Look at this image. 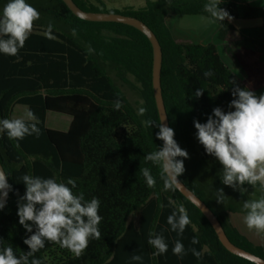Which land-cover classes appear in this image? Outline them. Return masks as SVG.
I'll use <instances>...</instances> for the list:
<instances>
[{
  "label": "trees",
  "instance_id": "1",
  "mask_svg": "<svg viewBox=\"0 0 264 264\" xmlns=\"http://www.w3.org/2000/svg\"><path fill=\"white\" fill-rule=\"evenodd\" d=\"M26 2L38 10L40 18L17 56L0 53V119H14L15 107L26 106L38 118L41 135L16 141L0 132V160L12 186L10 199L0 211V252L11 246L19 258L30 250L24 239L36 231L35 226L27 232L17 215L18 201L26 191L20 177L29 174L65 183L74 179V192H83L86 200L99 199L103 219L100 239H90L80 256L46 242L34 257H28V264L34 258L40 264H255L230 253L203 213L177 189H165L161 168L145 160L147 153L163 146L156 135L161 121L149 39L127 25L82 20L62 0ZM74 2L87 12L135 17L155 33L163 51L161 80L170 126L178 145L189 153L187 159L177 158L183 159L185 167L179 178L215 213L233 244L264 259V247L241 234L230 219L231 213L245 215L243 204L252 201L248 192L263 196L264 186L260 182L235 188L223 184V166L203 145L197 148L193 123H205L217 107L234 110L229 108L233 89L249 87L225 64L215 44L177 41L169 27L172 16H202L232 30L235 20H261L260 27L238 30L244 45L261 55L262 79L255 89L249 88L259 96L264 94V8L252 6L250 0H223L219 7L232 19L219 22L204 10L210 0H145L144 7L123 12L108 11L102 0ZM6 3L0 0V15ZM208 71L212 74L206 77ZM122 86L140 94V107ZM197 89L204 90L199 98ZM117 99L122 104L119 110L114 108ZM49 112L70 116L68 130L47 128ZM145 167L155 179L154 187L146 184L141 172ZM219 189H223L222 203L217 202ZM180 206L191 220L182 236L167 224L168 215ZM149 233L163 234L167 253L154 255L155 249L147 243ZM193 237L198 244H191ZM177 239L185 249L195 247L201 258L191 252L183 259L174 255ZM134 253L142 255V261L132 260Z\"/></svg>",
  "mask_w": 264,
  "mask_h": 264
},
{
  "label": "clouds",
  "instance_id": "2",
  "mask_svg": "<svg viewBox=\"0 0 264 264\" xmlns=\"http://www.w3.org/2000/svg\"><path fill=\"white\" fill-rule=\"evenodd\" d=\"M221 3L223 0H210L204 5V10L219 22L231 20L228 11L219 7ZM39 18L38 10L26 0H8L0 15V53L17 56L32 33L34 22ZM211 74L210 71L204 73L206 77ZM203 91L197 89L195 97L199 98ZM232 96L234 98L229 102V108L234 110L224 112L217 107L212 110L205 123L193 121L197 130L196 137L206 153L214 156L223 166V184L235 188L237 184L244 185L245 182L251 185L260 182L264 186V94L257 96L249 88L237 85ZM121 107V101L117 99L114 108L119 110ZM144 112L145 109L141 108L140 113ZM26 116L27 120L0 119V132L16 141L32 135L39 138L41 129L37 126L38 118L31 110ZM146 123L149 126L153 124L152 121ZM157 126L159 132L156 135L164 142L163 146L147 153L145 160L161 168L165 189L175 190L180 185L177 178L185 171L183 159L177 158L187 159L189 153L174 139V129L163 123ZM141 172L148 187H154L155 179L150 169L145 167ZM20 179L25 184L26 191L18 201L19 223L27 232H33V226L36 231L24 239L30 249L28 253L17 258L12 247H6L0 252V264H28V257H34L35 253L45 247L46 242L59 244L80 256L88 247L90 239H100L99 225L103 219L99 215L100 201L96 197L86 200L83 192H74L77 187L74 179L69 178L65 183L58 182L55 178L29 174L22 175ZM10 191L12 186L7 183V175L0 171V209L4 208ZM218 193L217 202L222 203L223 189H219ZM243 208L246 210V227L257 233H264V198L245 201ZM190 223L183 206L167 217L170 230L178 236H182ZM147 243L155 249L154 255H162L168 251V243L162 233H149ZM198 243V238L193 237L191 244ZM188 252L197 259L201 258L202 253L195 247L185 249L181 240L174 242L172 253L178 258L183 259ZM131 259L142 261V255L134 253ZM31 264H40V260L34 258Z\"/></svg>",
  "mask_w": 264,
  "mask_h": 264
},
{
  "label": "rangeland",
  "instance_id": "3",
  "mask_svg": "<svg viewBox=\"0 0 264 264\" xmlns=\"http://www.w3.org/2000/svg\"><path fill=\"white\" fill-rule=\"evenodd\" d=\"M92 2H95V0H90ZM105 5L106 9L108 11L117 10L120 12H123L126 9H139L141 7L145 6V0H102ZM185 18H193V17H185ZM187 21H184V23L179 24L177 28L179 29V32L183 35L190 36L192 39H196L195 35H199L203 38L207 37H213L214 35V28L210 24H214L217 28L219 25L212 22L210 19H207L203 17V21H193L195 19H186ZM106 35H110V33L106 32ZM217 38L218 44H220L219 49L222 57L224 60L233 67L235 72L237 73L241 83L243 84H249L250 86L253 83H257L259 80V68L260 65L258 64V68L256 67V62H258L259 58L257 55H255V52L253 49L248 48L247 45H243L244 49L251 50L252 57L251 59H244L241 58L239 54V48L236 47L238 42H241V37L229 29H225L224 33L219 32ZM202 38V41H204ZM186 40V39H185ZM198 41V40H197ZM199 43V42H197ZM242 48V50H244ZM253 50V51H252ZM250 64V65H249ZM122 89L124 90L126 96L132 101V103L136 107H140L142 105V99L140 97V94L132 90L131 88L127 86H122ZM28 112V108L23 105H18L15 107L13 112V118H21L27 120L26 113ZM71 119L68 115H63L55 112H49L47 117V126L50 129L58 130V131H67L69 128V120ZM196 139V145L197 148H201V144L199 143L197 137ZM249 198L253 200H259L261 198H264L263 196H258L255 192H248ZM134 220L138 221V216L134 218Z\"/></svg>",
  "mask_w": 264,
  "mask_h": 264
},
{
  "label": "water",
  "instance_id": "4",
  "mask_svg": "<svg viewBox=\"0 0 264 264\" xmlns=\"http://www.w3.org/2000/svg\"><path fill=\"white\" fill-rule=\"evenodd\" d=\"M70 11L78 18L89 21V22H101V23H117L123 24L130 27H133L143 33L151 42L154 53V62H153V88H154V96L158 108V113L160 117L161 123L170 126V121L167 113V109L165 106V101L163 97V89H162V66H163V51L161 44L155 35V33L151 30V28L146 25L143 21L123 14L118 13H102V12H87L81 9L74 0H62ZM164 143V142H163ZM0 171L6 173L5 168L3 166L2 161L0 160ZM178 181L180 185L176 187V189L192 204H194L207 218L212 227L214 228L220 242L222 245L233 255L253 262L255 264H264V259L261 257L248 252L244 249L237 247L235 244L231 242L229 237L227 236L221 222L215 213L209 208V206L202 201L193 191H191L183 181L178 177ZM7 183L10 184L9 178L7 176ZM10 199V192L5 201V205L8 203ZM2 209H0L1 211Z\"/></svg>",
  "mask_w": 264,
  "mask_h": 264
},
{
  "label": "crops",
  "instance_id": "5",
  "mask_svg": "<svg viewBox=\"0 0 264 264\" xmlns=\"http://www.w3.org/2000/svg\"><path fill=\"white\" fill-rule=\"evenodd\" d=\"M250 3L254 7L264 8V0H250ZM185 17H187V16H184V17L172 16L171 19H170L169 27H170V30H171L174 38L177 41H180V42H182V41H193L194 43L199 42L197 44H209V43H212V44H215L219 48L220 44H218V42H217V38L219 36L218 34H219L220 31L224 33L225 29H229V28L222 27V26H219L217 28L212 23L210 25H212V27L214 28V32H215L213 37L203 38V37H201L199 35H195L194 34L193 36H195L196 39H192L190 36H187L186 34L183 35L182 33H180L179 29L177 27L180 26L179 24H182V23H184V21H187L186 19H195L193 21H200V20L203 21V17L202 16H195L193 18H185ZM232 24H233V26H234L236 31L232 30V29H229V30L238 34V30L260 27L262 25V21L259 20V19H256V20H235V21L232 22ZM202 38H203L204 41H202ZM236 45H237L236 47L239 48L238 50H239V54H240L241 58H244L246 60L251 59V57H252L251 50L248 51L249 49L248 50L244 49V47H243L244 42H243L242 38H241V42H238ZM242 48L244 50H242ZM219 51H220V49H219ZM254 52H255V55H257V57L260 59L261 55L258 52H256V51H254ZM223 60H224V58H223ZM224 62L237 75V73L235 72L233 67L231 65H229L225 60H224ZM257 63H259V60H258V62H256V67L258 68V64ZM259 72H260V68H259ZM259 76H260L259 80L262 79V76H261L260 73H259ZM255 84H256V82L253 83L250 86L247 83L246 86H248L251 89H255ZM47 117H48V114H47ZM71 122H72V118L69 120V126H70ZM46 126H47V118H46ZM47 128H48V126H47ZM230 219H231L232 224L240 231L241 234L246 236L255 245L264 247V233H257L255 230H249L246 227V225L244 224V214L231 213L230 214Z\"/></svg>",
  "mask_w": 264,
  "mask_h": 264
}]
</instances>
